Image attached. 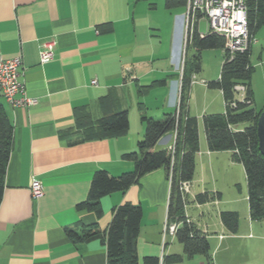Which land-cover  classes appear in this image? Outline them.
<instances>
[{
  "label": "crops",
  "instance_id": "1",
  "mask_svg": "<svg viewBox=\"0 0 264 264\" xmlns=\"http://www.w3.org/2000/svg\"><path fill=\"white\" fill-rule=\"evenodd\" d=\"M185 12L186 5L169 9L165 0H0V51L5 57H22L26 94L38 99L35 105L19 106L0 97L14 127L0 205V264H108L104 238L74 242L67 230L98 222L104 232L113 209L123 203L143 209L138 264H159L161 257L163 264H264V219H253L249 209L243 218L239 214L234 232L221 219V211L238 210L220 206L224 201L215 161L223 156L229 166L236 161L230 150H210L206 133L202 138L200 117L203 122L204 115L221 112L208 113L209 91L197 105V74L188 110L198 118L200 149L185 212L209 240L210 256L183 255L176 236L164 241L171 183L163 167L125 192L103 196L100 217L77 209L88 198L96 171L119 175L134 168L124 154L136 150L144 136L142 114L162 119L176 111L187 53ZM47 39H56L54 57L42 63ZM117 110L128 112L125 134L88 139L78 130L79 116L97 120ZM174 142L175 132H168L154 150L169 149ZM208 176L212 182L207 186ZM33 180L44 185L40 197L32 194ZM205 191L221 197L196 202L195 195ZM174 254L183 259L170 258ZM147 256L159 262H145Z\"/></svg>",
  "mask_w": 264,
  "mask_h": 264
},
{
  "label": "trees",
  "instance_id": "2",
  "mask_svg": "<svg viewBox=\"0 0 264 264\" xmlns=\"http://www.w3.org/2000/svg\"><path fill=\"white\" fill-rule=\"evenodd\" d=\"M187 0H165L167 8L186 5ZM250 35L255 36L261 25H264V0H247ZM105 29L111 30L110 26ZM225 37L208 30L201 33L197 26L189 33L188 47L196 52L185 57L179 112L166 113L164 118L156 119L142 114L145 133L138 141L137 149L126 152L124 157L134 161L132 170L119 175H111L107 170L96 171L92 179L88 198L77 204L79 211H93L98 217L103 213L101 198L115 191L125 192L132 184L139 182L142 176L158 168H165L168 177L172 170L171 191L168 204V218L177 222L175 236L183 244V255L192 257L196 254L210 256L211 247L206 235L186 215L187 202L180 189L181 182L191 181L196 170V154L200 149L199 122L196 116L189 114L188 101L194 74L202 71V51L204 49L225 48ZM186 51V52H187ZM250 46L244 52H236L233 56L224 51V61L218 79L208 81L210 88L222 91L225 110L221 113L203 116L208 147L212 151H232L234 161L242 163L248 184V202L253 219H264V154L259 148L258 119L264 108L252 107L254 103L251 77ZM187 55V53H186ZM164 82V80H163ZM246 86L243 101L238 99L236 84ZM235 102L236 105H232ZM127 110L106 113L93 120L89 115L78 117V130L88 139L102 138L111 135L125 134L129 129ZM246 124L243 128L235 126ZM177 131L176 151L174 155L169 149L154 150L159 139L168 132ZM14 127L10 122L3 104H0V205L4 195L6 171L13 145ZM84 138V139H86ZM174 156V160H173ZM219 192H200L195 201L205 203L216 198ZM224 225L232 232L238 229L239 213L234 210H223L220 213ZM143 209L140 205L123 203L113 209V218L104 232L99 223L80 224V229H68L67 234L74 242L85 241L101 236L105 239L108 253V264H138L137 239L141 232ZM183 255L174 254L170 258L182 260ZM145 262L158 263L159 258L147 256Z\"/></svg>",
  "mask_w": 264,
  "mask_h": 264
},
{
  "label": "built area",
  "instance_id": "3",
  "mask_svg": "<svg viewBox=\"0 0 264 264\" xmlns=\"http://www.w3.org/2000/svg\"><path fill=\"white\" fill-rule=\"evenodd\" d=\"M185 17L184 52L188 44L189 33L193 32L200 18L207 20L209 30L225 37L226 43L224 49L229 51L232 56L236 52L246 51L255 41V36H251L249 30L247 0H187ZM55 45L56 39L43 41L40 51V60L42 63L48 62L54 57ZM184 62L185 53L183 55V64ZM21 64L22 57L20 55L5 57L0 51V97L6 99L13 105H35L38 103V99L26 94V86L21 80V72L19 70ZM234 88L237 91V95L242 93V96H238V99L243 101L246 96V86L239 83ZM232 105H236V103L233 102ZM179 107L180 101L177 105V112H179ZM176 138L177 131H175V142L169 148L172 155L176 151ZM172 175L173 172L171 170V179ZM180 189L183 192L184 199H186V194L190 192V181L181 182ZM31 190L35 197H40L43 195L44 185L40 180H33ZM177 227V222H171L167 218L163 232L164 241L167 240L169 235L175 236ZM159 264H163V257H161Z\"/></svg>",
  "mask_w": 264,
  "mask_h": 264
},
{
  "label": "rangeland",
  "instance_id": "4",
  "mask_svg": "<svg viewBox=\"0 0 264 264\" xmlns=\"http://www.w3.org/2000/svg\"><path fill=\"white\" fill-rule=\"evenodd\" d=\"M162 9H164L163 4ZM199 30L203 32H207L209 30V26L205 18H200ZM251 47V62L254 67L250 81L252 85L254 99L252 107L260 109L264 105V25H261L260 28L257 30V33L255 35V41L252 43ZM193 51L194 48L192 46H189L187 55H185V57L187 56L189 58L190 56H192V53H194ZM224 51L226 50L224 49ZM224 51L221 48L204 49L202 51V71L198 73L195 77L196 81H198L196 84L197 105H200L201 100L204 96V91H209L205 93V96L207 95L206 97H208L211 101V107L209 110L212 111H208V113L223 112L225 110L223 95H221L220 92L215 88H209L208 86H206L205 83L202 82V79H204V81H206L207 83V81L216 80L219 78L221 73V67L224 61ZM238 96L241 97L242 93ZM244 126H246V124H239L235 127L243 128ZM203 128L204 126L202 118L200 117L201 135L202 138H205V131ZM223 157L224 160H222L221 158L219 160L218 158L215 161V176L217 177L218 183L221 187L220 190L223 192L224 204L222 203L220 206H222L223 208L224 206H227L226 208H229L230 206L232 208H236L241 218H243V216L247 215L249 211L248 184L245 169L242 163L237 161L234 165L229 166L226 163L225 156ZM169 180L171 183L172 179L170 176ZM206 181L208 186V184L212 182V177L208 176L206 178ZM190 189L192 190L191 185ZM191 194V191L188 192L186 194V199H184L183 195V199L188 204L190 203L189 199L192 197ZM171 238H174V236L170 237V239Z\"/></svg>",
  "mask_w": 264,
  "mask_h": 264
},
{
  "label": "water",
  "instance_id": "5",
  "mask_svg": "<svg viewBox=\"0 0 264 264\" xmlns=\"http://www.w3.org/2000/svg\"><path fill=\"white\" fill-rule=\"evenodd\" d=\"M258 137H259V148L264 154V108L258 119Z\"/></svg>",
  "mask_w": 264,
  "mask_h": 264
}]
</instances>
